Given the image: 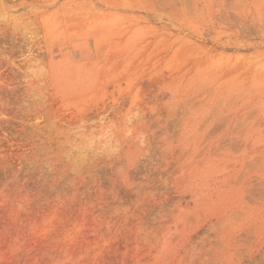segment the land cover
Returning <instances> with one entry per match:
<instances>
[{
    "label": "rangeland",
    "instance_id": "rangeland-1",
    "mask_svg": "<svg viewBox=\"0 0 264 264\" xmlns=\"http://www.w3.org/2000/svg\"><path fill=\"white\" fill-rule=\"evenodd\" d=\"M46 1L0 0V264H264V0Z\"/></svg>",
    "mask_w": 264,
    "mask_h": 264
},
{
    "label": "bare ground",
    "instance_id": "bare-ground-1",
    "mask_svg": "<svg viewBox=\"0 0 264 264\" xmlns=\"http://www.w3.org/2000/svg\"><path fill=\"white\" fill-rule=\"evenodd\" d=\"M45 1H46V0H45ZM100 1H101V0H99V2H100ZM18 2H19V1H18ZM46 2H47V1H46ZM34 3H35V2H34ZM41 3H43V2H41ZM44 3H45V2H44ZM51 3H52V2H51ZM59 3H60V2H59ZM77 3H78V2H77ZM80 3H81V2H80ZM117 3H118V2H117ZM60 4H61V3H60ZM67 4H68V3H67ZM67 4H66V5H67ZM93 4H95V2H94ZM101 4H105V3L102 2ZM106 4H107V3H106ZM61 5H63V4H61ZM64 5H65V4H64ZM24 6H25V5H24ZM57 6H58V5H57ZM57 6H56V7H57ZM59 6H60V5H59ZM67 6H68V5H67ZM86 6H87V5H86ZM118 6H119V5H118ZM61 7H62V6H61ZM61 7H60V8H61ZM76 7H77V6H76ZM76 7H75V8H76ZM88 7H89V6H88ZM15 8H16V7H15ZM34 8H35V7H34ZM64 8H65V6H64ZM66 8H67V7H66ZM77 8H78V7H77ZM77 8H76V10H77ZM83 8H84V7H83ZM27 9H28V8H27ZM29 9H30V8H29ZM32 9H33V8H32ZM73 9H74V8H73ZM73 9H72V10H73ZM80 9H81V8H80ZM85 9H86V8H85ZM24 10H26V9H24ZM36 10H37V9H36ZM38 10H40V9H38ZM64 10H66V9H64ZM64 10H63V11H64ZM68 10H70V8H68ZM87 10H88V9H87ZM73 11H74V10H73ZM3 12H4V11H3ZM52 12H53V11H52ZM61 12H62V11H61ZM64 12H65V11H64ZM66 12H68V11H66ZM86 12L88 13V11H86ZM107 12H109V11H107ZM107 12H106V13H107ZM113 12H114V11H113ZM20 13H21V12H20ZM41 13H42V12H41ZM55 13H56V12H55ZM68 13H70V11H69ZM71 13H72V12H71ZM75 13H77V11H75ZM79 13H81V12L79 11ZM79 13H78V15H79ZM84 13H85V12H83V14H82L83 16L85 15ZM101 13H102V12H101ZM49 14L52 15V13H51L50 11H49ZM64 14H65V13H64ZM94 14H95V12H94ZM116 14H117V13H116ZM16 15H17V14H16ZM33 15H34V14H33ZM33 15H32V16H33ZM37 15H38V14H37ZM41 15H42V14H41ZM59 15H60V14H59ZM62 15H63V14H62ZM73 15H74V13H73ZM109 15H110V13H109ZM57 16H58V14H57ZM80 16H81V15H80ZM92 16H93V15H92ZM92 16H91V17H92ZM96 16H97V15H96ZM36 17H37V16H36ZM49 17H50V16L48 15L47 20L49 19ZM52 17H53V16H52ZM62 17H64V16H62ZM69 17H70V16H69ZM69 17H68V18H69ZM71 17H72V16H71ZM74 17H75V16H74ZM94 17H95V16H94ZM81 18H82V17H81ZM98 18H99V17H98ZM100 18H101V17H100ZM38 19H39V18H38ZM43 19H44V18H43ZM50 19H51V18H50ZM83 19H84V18H83ZM86 19H87V17H86ZM39 20H40V19H39ZM57 20H58V18H57ZM63 20H64V19H63ZM70 20H72V18H71ZM75 20H76V19H75ZM88 20H89V19H88ZM97 20H98V19H97ZM26 21H27V20H26ZM43 21H44V20H42V22H43ZM58 21H59V20H58ZM58 21H57V23H58ZM99 21H100V20H99ZM99 21H98V22H99ZM38 22H39V21H38ZM66 22H68V21H66ZM72 22H73V20H72ZM74 22H76V21H74ZM78 22H80V19H79ZM81 22H82V21H81ZM89 22H90V21H89ZM91 22H92V21H91ZM91 22H90V23H91ZM100 22H101V21H100ZM110 22H111V21H110ZM45 23H46V22H45ZM57 23H56V25H57ZM92 23H93V22H92ZM94 23H95V22H94ZM94 23H93V24H94ZM41 24H42V23H41ZM52 24H53V22H52ZM59 24H60V23H59ZM66 24H67V23H66ZM72 24H73V23H72ZM76 24H77V23H76ZM80 24H81V23H80ZM86 24H88L87 21H86ZM96 24H99V23H96ZM96 24H94V26H95ZM68 25H70V24H68ZM81 25H83V24H81ZM89 25H90V24H89ZM99 25H100V24H99ZM44 26H45V24H44ZM44 26H43V27H44ZM87 26H88V25H86V27H87ZM40 27H41V26H40ZM48 27H49V26H48ZM48 27H47V28H48ZM59 27H60V26H59ZM76 27H77V26H76ZM81 27H84V26H81ZM91 27H93V26H91ZM91 27H90V28H91ZM95 27H96V26H95ZM112 27H113V26H112ZM101 28H102V27H101ZM101 28H100V30H101ZM61 29H62V28H61ZM73 29H74V28H73ZM75 29H76V28H75ZM82 29H83V28H82ZM94 29H95V28H94ZM96 29H97V27H96ZM102 29H103V28H102ZM105 29H106V28H105ZM49 30H50V29H49ZM83 30H84V29H83ZM52 31H53V29H52ZM79 31H80V30H79ZM85 31H86V30H85ZM90 31H91V30H90ZM90 31H89V32H90ZM96 31H97V30H96ZM98 31H99V29H98ZM82 32H83V31H82ZM87 32H88V31H87ZM91 32H92V31H91ZM91 32H90V33H91ZM94 32H95V31H94ZM106 32H107V31H105L104 34H106ZM110 33H111V31H110ZM113 33H114V32H113ZM78 34H79V33H78ZM97 34H98V33H97ZM97 34H95V36H96ZM104 34H103V35H104ZM85 35H86V34H85ZM87 35H88V34H87ZM87 35H86V36H87ZM103 35H102V36H103ZM109 35H110V34H109ZM81 36H82V35H81ZM104 36H105V35H104ZM104 36H103V37H104ZM113 36H114V35H113ZM73 37H74V36H73ZM84 37H85V36H84ZM92 37H93V36H92ZM69 39H70V38H69ZM95 40H96V38H95ZM95 40H94V41H95ZM99 41H100V40H99ZM99 43H101V42H99ZM99 43H98V44H99ZM103 43H104V42H103ZM103 43H101V44H103ZM94 44H95V43H94ZM105 45H106V44H105ZM106 46H107V45H106ZM119 47H120V46H119ZM98 50H99V49H98ZM103 50H104V49H103ZM99 51H101V49H100ZM101 55H102V53H101ZM97 56L100 57L99 54H98ZM86 68H87V67H86Z\"/></svg>",
    "mask_w": 264,
    "mask_h": 264
}]
</instances>
